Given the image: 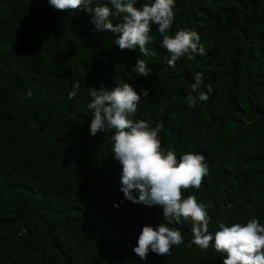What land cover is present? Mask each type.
I'll return each instance as SVG.
<instances>
[{
	"label": "trees",
	"instance_id": "1",
	"mask_svg": "<svg viewBox=\"0 0 264 264\" xmlns=\"http://www.w3.org/2000/svg\"><path fill=\"white\" fill-rule=\"evenodd\" d=\"M173 11L168 34L196 31L204 55L169 67L155 25L151 55L141 56L95 31L84 11L0 0V264H222L211 242L203 251L191 245L183 222L168 225L183 242L167 255L140 261L132 252L142 227L163 222L162 210L119 191L110 134L88 132L87 88L148 91L133 119L162 123L161 147L177 161L192 152L208 165L181 198L206 206L209 232L220 222L264 223V0H175ZM140 58L147 76L132 73ZM197 73L199 91H211L190 105Z\"/></svg>",
	"mask_w": 264,
	"mask_h": 264
},
{
	"label": "clouds",
	"instance_id": "2",
	"mask_svg": "<svg viewBox=\"0 0 264 264\" xmlns=\"http://www.w3.org/2000/svg\"><path fill=\"white\" fill-rule=\"evenodd\" d=\"M137 3L138 0H106L105 3L47 0L54 10L88 13L94 30L112 33L111 42L120 50L138 49L141 56L151 55L146 44L150 42L148 33L152 24L161 36L160 47L168 53L165 60L169 67L181 57L191 60L194 55H204L196 31L178 30L168 34L175 0H143L140 8L134 7ZM111 18L119 19L113 23ZM150 71L141 58L132 68V73L141 77L149 75ZM201 83L202 74L197 73L190 88L195 95H187L190 105L208 100L211 89L199 91ZM79 88V82H74L68 92L69 100L77 95ZM87 90L90 100L86 108L91 113L88 132L92 136L97 132L110 134L111 154L120 165L119 191L133 204L159 206L162 210L163 222L155 229L151 225L142 227L132 248L140 261H144L149 252L165 256L173 246H179L183 242L181 232L168 225L183 222L191 224V245L203 251L211 242L212 249L223 257L222 264H264V223L255 218L230 225L220 222L217 231L209 232L206 206L192 195L181 198V190L199 188L201 178L208 174V165L201 155L192 152L181 155L177 161L174 152H165L161 147L158 134L164 127L162 123L150 126L145 120L133 119L138 102L148 96L147 90L138 95L128 83L110 91L104 87Z\"/></svg>",
	"mask_w": 264,
	"mask_h": 264
}]
</instances>
